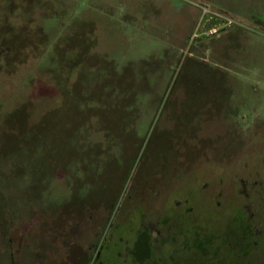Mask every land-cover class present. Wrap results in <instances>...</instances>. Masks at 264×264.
Segmentation results:
<instances>
[{"label": "rangeland", "instance_id": "obj_1", "mask_svg": "<svg viewBox=\"0 0 264 264\" xmlns=\"http://www.w3.org/2000/svg\"><path fill=\"white\" fill-rule=\"evenodd\" d=\"M0 264H264V0H0Z\"/></svg>", "mask_w": 264, "mask_h": 264}]
</instances>
